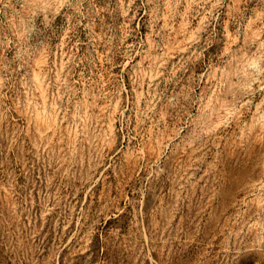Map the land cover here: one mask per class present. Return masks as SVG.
I'll return each instance as SVG.
<instances>
[{"label":"rangeland","instance_id":"374dc122","mask_svg":"<svg viewBox=\"0 0 264 264\" xmlns=\"http://www.w3.org/2000/svg\"><path fill=\"white\" fill-rule=\"evenodd\" d=\"M0 264H264V0H0Z\"/></svg>","mask_w":264,"mask_h":264}]
</instances>
